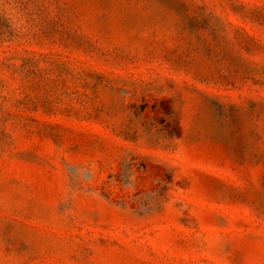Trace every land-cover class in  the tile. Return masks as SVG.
<instances>
[{
  "label": "rangeland",
  "instance_id": "1",
  "mask_svg": "<svg viewBox=\"0 0 264 264\" xmlns=\"http://www.w3.org/2000/svg\"><path fill=\"white\" fill-rule=\"evenodd\" d=\"M0 264H264V0H0Z\"/></svg>",
  "mask_w": 264,
  "mask_h": 264
}]
</instances>
